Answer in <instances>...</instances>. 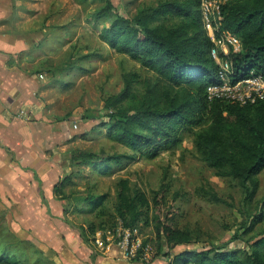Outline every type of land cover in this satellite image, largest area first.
Instances as JSON below:
<instances>
[{
	"label": "trees",
	"instance_id": "16d2710c",
	"mask_svg": "<svg viewBox=\"0 0 264 264\" xmlns=\"http://www.w3.org/2000/svg\"><path fill=\"white\" fill-rule=\"evenodd\" d=\"M113 8L112 1L105 0L95 16L107 17ZM221 15L216 37L234 34L242 42L239 51L232 47L228 54L219 51L220 58L231 66V82L252 71L264 76V0H227ZM100 36L112 49L139 59L157 75L139 95L134 87L139 74L125 72L123 88L105 100V107L111 111L107 135L132 150L125 157L155 158L162 151L181 147L184 132L193 131L198 157L216 175L236 181L252 201L259 189L258 174L264 170V97L245 104L225 97L209 99L208 87L220 81V65L212 56L215 44L204 27L201 0H165L140 8L133 17L116 13ZM204 119L206 126H202ZM92 156L95 154L87 150H76L71 159L94 163ZM112 159L115 157L103 158V173H108ZM68 180L66 175L55 186L63 199ZM168 190L167 185H161L149 198L139 188H132L128 179H120L113 215L104 210L106 194L89 196L88 211L95 212L97 220L78 226L82 239L94 243L98 231H115L119 221L132 229H141L139 224L144 222L145 226L151 224L156 234L155 257L169 256L167 264H264V236L250 243L249 249L214 246L173 253L176 246L199 241L201 233L178 225L179 209L173 200L167 203ZM210 195L213 201L229 204L215 191ZM255 218L262 219V214L256 213ZM6 228L10 236L0 234V264L31 262L27 248H34L37 255L33 264L49 262L31 240ZM150 239H144L143 246ZM140 258L141 251L135 259Z\"/></svg>",
	"mask_w": 264,
	"mask_h": 264
},
{
	"label": "rangeland",
	"instance_id": "374dc122",
	"mask_svg": "<svg viewBox=\"0 0 264 264\" xmlns=\"http://www.w3.org/2000/svg\"><path fill=\"white\" fill-rule=\"evenodd\" d=\"M111 1L114 8L109 16L99 17L95 12L105 5V0H14L16 10L10 14L13 24L5 28L8 36L20 37L18 50L22 68L37 73L39 85L35 104L42 112V119L68 121L67 126L70 125V133L74 136L65 155L70 164L69 180L63 188L67 220L77 226L97 220L95 212L88 211L91 195L106 194L104 210L115 214L120 179H128L132 188H139L149 198L161 185H167V203L173 200L179 209L178 225L198 229L201 233L199 241L176 246L173 253L186 248L214 246L224 247V250L249 249L250 243L264 236V170L258 174L259 189L250 201L236 181L216 175L198 157L193 131L184 132L181 147L162 151L155 158H126L132 150L108 137L111 111L105 107V100L123 88V74L129 71L139 74L140 80L134 86L139 95L157 75L139 59L112 49L101 39V30L111 24L116 13L133 17L140 8L165 0ZM204 120L202 126L208 125ZM76 150L92 152L96 161H73L71 156ZM107 156L115 159L109 162L108 173H103V158ZM211 191L229 204L213 201ZM1 202L0 197L1 235L10 236L8 227L20 238L31 240L49 259L39 264H75L51 247L50 244L57 240L53 241L51 235H42L44 233L33 236L32 229L16 221L14 206ZM256 213L262 214V219L255 221ZM117 225L122 226L120 221ZM139 225L142 226V232L138 229L139 236L142 240L152 238L148 243L155 253L153 226H145L144 222ZM90 245L97 250L93 242ZM27 249H30L31 262L22 264H33L37 255L33 253L34 248ZM164 251H168L165 245ZM169 258L150 254L147 260L135 261L167 264Z\"/></svg>",
	"mask_w": 264,
	"mask_h": 264
},
{
	"label": "crops",
	"instance_id": "0c3cea01",
	"mask_svg": "<svg viewBox=\"0 0 264 264\" xmlns=\"http://www.w3.org/2000/svg\"><path fill=\"white\" fill-rule=\"evenodd\" d=\"M14 9V0H0L1 203L14 206L16 221L32 229L33 236L51 235L57 240L51 247L75 264H141L116 243L104 250L95 247L97 253L66 218L67 200L56 194L55 186L70 173L65 155L74 136L68 121L41 117L35 104L37 73L22 68L19 35L6 33Z\"/></svg>",
	"mask_w": 264,
	"mask_h": 264
},
{
	"label": "built area",
	"instance_id": "2783aa9c",
	"mask_svg": "<svg viewBox=\"0 0 264 264\" xmlns=\"http://www.w3.org/2000/svg\"><path fill=\"white\" fill-rule=\"evenodd\" d=\"M227 0H201V10L203 14V23L208 35L215 44L212 48V56L220 65L219 79L214 84L208 87V97H225L230 101H237L245 104L249 101L255 102L257 98L264 97V76L251 72L249 76L241 78L236 82H231L229 74L231 71L230 64L220 58L219 51L223 50L226 54L229 53V48L234 51H239L242 48L241 39L234 34H227L220 38L216 37V30L221 23L222 5ZM219 59V60H218ZM77 128L78 125L74 124ZM138 228H127L118 226L115 231H98L95 234L94 244L97 249L104 250L112 243L119 244L126 255L136 257L141 251V258L147 260V257L152 254L154 256L153 247L148 243L143 246V240L139 236Z\"/></svg>",
	"mask_w": 264,
	"mask_h": 264
}]
</instances>
